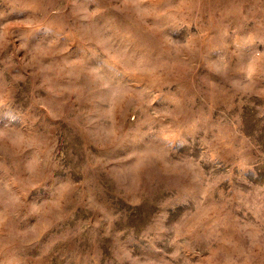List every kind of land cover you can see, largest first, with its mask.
I'll list each match as a JSON object with an SVG mask.
<instances>
[{"label": "rangeland", "instance_id": "1", "mask_svg": "<svg viewBox=\"0 0 264 264\" xmlns=\"http://www.w3.org/2000/svg\"><path fill=\"white\" fill-rule=\"evenodd\" d=\"M0 264H264V0H0Z\"/></svg>", "mask_w": 264, "mask_h": 264}]
</instances>
